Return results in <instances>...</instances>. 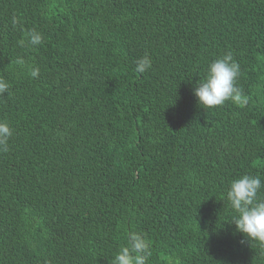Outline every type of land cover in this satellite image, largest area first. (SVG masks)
Listing matches in <instances>:
<instances>
[{"label":"trees","instance_id":"16d2710c","mask_svg":"<svg viewBox=\"0 0 264 264\" xmlns=\"http://www.w3.org/2000/svg\"><path fill=\"white\" fill-rule=\"evenodd\" d=\"M228 50L247 104L203 109ZM0 76V264H110L134 231L148 264H264L226 199L264 180V0H0Z\"/></svg>","mask_w":264,"mask_h":264},{"label":"clouds","instance_id":"9594fccd","mask_svg":"<svg viewBox=\"0 0 264 264\" xmlns=\"http://www.w3.org/2000/svg\"><path fill=\"white\" fill-rule=\"evenodd\" d=\"M16 23V20H13ZM44 42L43 34L33 28L28 32L27 40H20L21 47H35ZM16 63H24L22 57H17ZM152 67V60L145 54L135 61L134 71L145 73ZM241 75V66L234 58L233 52L228 50L211 60L203 78L193 89V94L203 109L223 105L226 101L244 105L247 99L237 86ZM32 78L39 77V69L33 68ZM10 83L0 76V97L8 93ZM14 135V128L6 119H0V153L9 150V142ZM264 180L259 174H241L229 181L226 199L234 215L229 224L235 225V232L242 234L240 244L256 241L264 246ZM152 256L150 239L143 232H130L126 242L120 246L110 264H148ZM171 264V262H170ZM178 264V261L176 262Z\"/></svg>","mask_w":264,"mask_h":264}]
</instances>
